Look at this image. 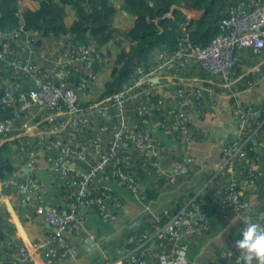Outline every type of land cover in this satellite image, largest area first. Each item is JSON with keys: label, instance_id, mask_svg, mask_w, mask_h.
<instances>
[{"label": "built area", "instance_id": "obj_1", "mask_svg": "<svg viewBox=\"0 0 264 264\" xmlns=\"http://www.w3.org/2000/svg\"><path fill=\"white\" fill-rule=\"evenodd\" d=\"M19 9L20 14L25 11L22 0ZM183 11L189 19L196 18L197 11ZM165 18L174 19L173 12ZM221 25L224 33L210 45L201 46L190 40L187 25L182 24L183 36L175 52L160 51L149 67L135 66L129 81L105 97L93 96L89 89V83L102 78L113 64L103 47L72 45L68 34L55 42L50 55L41 57L34 34L23 23L0 32V106L11 112L10 117L0 119V147L8 143L14 159L22 161L14 172L0 179V184L6 191L22 193L23 201L34 206L50 226L45 241L33 244V250L41 252L49 263L78 256L73 236L83 232L88 210H96L108 222L117 220L118 202L111 194V181L141 197L136 170L130 171L136 167L135 160L155 166L158 176L172 184L190 173L194 162L192 118H201L204 107L217 105L219 95L214 85L235 84L246 50L255 55L264 53V0H240L228 9ZM197 69L205 76L193 74ZM252 107L236 101L233 111L240 120L237 137L223 150L227 164H232L228 179L231 191L239 183L235 158L252 139L246 135L251 120L260 117ZM156 129L170 133L184 146L172 153L178 161L171 160V153L155 138ZM242 155L246 156V151ZM41 157H45L63 203H67L62 207L34 203V189H45L38 178ZM99 194L101 198H97ZM238 195L232 191L229 204L239 213L247 204L239 203ZM187 206L157 233L167 240L162 247L174 245V259L166 252L153 251V241L143 249L146 243L138 239V246L123 252L117 264L127 259L131 264H186L185 250L180 247L182 227L191 228L190 234L199 228L196 220L203 218L201 212L184 213ZM6 247L0 243V264L7 260L32 264L24 244H17L10 252ZM232 248L238 257L242 255L236 243ZM232 255L226 253V257Z\"/></svg>", "mask_w": 264, "mask_h": 264}, {"label": "crops", "instance_id": "obj_2", "mask_svg": "<svg viewBox=\"0 0 264 264\" xmlns=\"http://www.w3.org/2000/svg\"><path fill=\"white\" fill-rule=\"evenodd\" d=\"M42 0H22V10H36ZM120 4L123 0H110ZM65 23L71 26L76 19V12L71 6L66 8ZM194 13L195 19L201 16ZM134 16L119 12L113 21V27L128 31L133 27ZM57 39H50L38 50V56L51 54ZM43 49V50H42ZM115 59H112L114 61ZM48 66L49 62H43ZM264 68V53L255 55L250 50L243 53V65L237 70L235 84L231 87L214 85L217 95V105H209L202 109L201 118H192L191 127L196 132L195 142L191 146V155L194 162L187 176H179L176 183L162 181L154 176L153 170L149 171L144 179L148 184L140 198L133 196L130 191L120 187L114 181L110 182L112 192L117 198L118 217L115 222L104 220L99 213L88 210L85 213L86 222L80 235L73 236L74 243L78 246V256L62 261L49 263L41 252L33 250V244L44 242L50 233V226L37 214L34 206L23 201V194L18 190L6 191L0 185V231L6 237L21 242L32 255V264H117L123 258V244L126 238L138 228L148 213L160 217L165 210H173L179 204L190 203L189 197L203 193L204 195H218L223 189L224 177L228 176L224 148L233 143L237 137L239 117L234 113L236 101L243 105H251L264 112V80L260 76ZM111 74V73H110ZM255 75V79L249 76ZM104 77V75H103ZM99 77V80H103ZM101 78V79H100ZM107 80H104L105 86ZM101 95H99L100 97ZM92 98V97H91ZM261 130V129H260ZM252 137L253 150L257 154L253 159L236 166L239 183L245 189V196L251 200V220L264 223V128ZM155 138L172 153L184 149L170 133L161 129L154 131ZM16 165L22 163L21 158L15 159ZM259 172L257 180L252 185L248 181V164ZM171 163V160H170ZM169 163V164H170ZM40 170L38 178L45 189H34L36 200L34 203L52 204L59 207L63 203L60 191L56 187L55 176L50 171L45 157L39 160ZM228 180V178H227ZM225 179V181L227 182ZM145 195L147 199L145 200ZM39 197V199H37ZM239 215L232 208L213 214L209 218L208 230L201 232L181 242L185 250L188 264H213L217 257L227 246V241L233 229L239 223ZM12 229V230H9ZM6 230V231H5ZM8 243L12 244L9 239ZM149 264H157L151 261Z\"/></svg>", "mask_w": 264, "mask_h": 264}, {"label": "trees", "instance_id": "obj_3", "mask_svg": "<svg viewBox=\"0 0 264 264\" xmlns=\"http://www.w3.org/2000/svg\"><path fill=\"white\" fill-rule=\"evenodd\" d=\"M20 1L0 0V32L15 29L23 23L25 29L34 34L36 47H42L46 41L59 39L68 34L71 36L68 42L72 45L95 44L98 48H104L113 42L119 45L115 58L116 64L113 65L110 78L105 83V88L111 92L101 94V97H105L117 92L129 81L135 66L149 67L155 62L156 55L160 51L175 52L179 48V39L183 36L182 24L187 25L189 38L193 43L201 46L210 45L218 35L224 33L221 21L227 16L228 9L240 0H123L120 4L112 3L110 0H42L38 9H26L21 14L19 9ZM68 6H71L76 12V19L71 26H67L65 23L66 8ZM183 10L201 12V16L197 19H189ZM119 12L134 16V24L130 30L123 31L113 27V21ZM169 12H173L174 19L165 18V15ZM106 53L109 55L110 51H106ZM193 74L205 76L204 71L200 69L194 71ZM252 108L257 115L258 111L260 112V117L257 119L259 123L255 121V118L251 120L252 125L246 133V135H252L251 137L256 134V131L264 128V112L255 107ZM10 116L11 112L0 106V119ZM192 131L193 141L195 142L196 132L193 128ZM245 151L246 156L242 155ZM223 154L226 159L225 153ZM256 155L251 139L235 158V163L237 164L234 166L236 167L242 162L251 160ZM227 157L229 158L230 155ZM171 160L178 161L179 159L172 158ZM134 164L136 167L131 168L130 171L136 170L135 175L137 177L135 178L140 183L142 192L148 186L144 176L151 170H153L157 179L166 181L164 177L158 176L155 166L149 163L143 165L141 160H135ZM247 164L248 168L245 176L248 177V181L252 182L253 185L259 172L252 166L253 170L250 171V165L248 162ZM15 165L12 149L8 143H4L0 147V179H4L7 175L14 172L16 169ZM230 165L232 164H227L225 167V171L226 169L228 171V176L224 177L221 192L214 196H207L201 193L189 197L188 202L192 203L184 211V213L188 212L190 214L201 212L200 216L203 217L201 220H196V228H199L188 234V238H191L208 230L211 215L232 208L235 210L233 205L229 204L232 203V191L240 193V196L238 195L239 203L247 204V206L239 210L240 215L235 210L239 215V223L230 234L227 246L223 248L213 264H244L234 252L232 244L236 243L238 230L243 223L242 218L251 219L252 207L250 205L252 202L245 196V189L239 183L231 191L227 180L231 172ZM241 167L242 165L237 167L236 170ZM249 173L252 174L249 176ZM120 187L125 188L135 196L127 186ZM111 194L116 198L113 192ZM101 195L99 194L97 198H101ZM143 198L146 200L147 195ZM222 203L226 204L223 205ZM186 206L187 203L184 205L181 203L173 210H167V213L165 212L160 217H157L158 220L155 216L148 213L149 216H147L145 222L129 234L124 241L123 251L127 253L135 249L139 244L138 239L140 243H146L143 249L150 247L153 241V251H157L159 254L166 252L167 257L174 259L176 257V254L172 252L175 249L174 245L162 247L167 240L157 233L171 221L173 216L179 215ZM9 230L12 229L9 228ZM9 239L12 244L8 243L9 245L5 249L8 252L16 248L17 244H22L21 242H15L11 238L6 240V237L0 231V243L7 244ZM162 242L163 244H161ZM143 249L139 253H142ZM230 252H233L232 257H226V253ZM152 260H155V258L153 257ZM6 264L14 263L7 260ZM124 264H131V262L127 259Z\"/></svg>", "mask_w": 264, "mask_h": 264}, {"label": "clouds", "instance_id": "obj_4", "mask_svg": "<svg viewBox=\"0 0 264 264\" xmlns=\"http://www.w3.org/2000/svg\"><path fill=\"white\" fill-rule=\"evenodd\" d=\"M235 242L244 264H264V223L244 218Z\"/></svg>", "mask_w": 264, "mask_h": 264}, {"label": "rangeland", "instance_id": "obj_5", "mask_svg": "<svg viewBox=\"0 0 264 264\" xmlns=\"http://www.w3.org/2000/svg\"><path fill=\"white\" fill-rule=\"evenodd\" d=\"M118 48H119V45L116 44L115 42L110 43L109 46H105L104 47V49L107 52L110 51L109 58H111V59H115L116 58L117 52L119 50ZM112 63H113L112 65L116 64L115 63V60ZM112 65H109L107 67L110 71H111L110 67ZM110 71H106L104 73L103 80H99V81L96 80V81H92V82L89 83V89H90V92L92 93L93 96H99V95L103 94L104 92H106V94L111 92V91H108V89L105 88V86L103 85L104 80H108L110 78ZM260 76H263V80H264V68L261 69ZM251 78L254 80L255 79V75L249 76V79H251ZM187 204H188V206L190 205L189 203H187ZM165 212L167 213L168 211H165ZM190 229L191 228H188V227H182V232L181 233H182L184 239H188V233L191 232V231H189ZM26 248H27V251H29V248L28 247H26ZM184 256H186V252H185V255ZM186 264H188L187 257H186Z\"/></svg>", "mask_w": 264, "mask_h": 264}]
</instances>
